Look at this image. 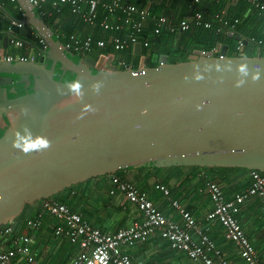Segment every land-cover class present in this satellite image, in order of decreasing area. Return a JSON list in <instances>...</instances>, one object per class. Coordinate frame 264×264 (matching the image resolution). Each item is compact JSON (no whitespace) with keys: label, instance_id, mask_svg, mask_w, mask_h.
<instances>
[{"label":"water","instance_id":"95a60500","mask_svg":"<svg viewBox=\"0 0 264 264\" xmlns=\"http://www.w3.org/2000/svg\"><path fill=\"white\" fill-rule=\"evenodd\" d=\"M17 2L24 18L0 5V51L21 36L36 46L34 32L48 49L38 61L0 62V227L16 229L26 204L128 167L264 172L260 49L229 56L219 43L214 55L170 63L162 54L159 65L147 59L138 68L118 69L104 56L77 63L30 0ZM76 83L79 94L71 89ZM25 128L50 147L28 153L13 147Z\"/></svg>","mask_w":264,"mask_h":264},{"label":"crops","instance_id":"0c3cea01","mask_svg":"<svg viewBox=\"0 0 264 264\" xmlns=\"http://www.w3.org/2000/svg\"><path fill=\"white\" fill-rule=\"evenodd\" d=\"M49 1H51V4L49 7H45V9L47 8L49 10L51 7L59 14L51 29L54 32V36L63 43H65L71 35H76L80 38H85L87 36H94L95 38L103 37L108 39V41L111 39L112 35L119 34L123 36L120 32H103L99 23L107 17V13L100 7L96 9L97 23L89 24L82 20L79 14L72 12L70 4L59 3L57 6V8H59L58 10L52 5L53 0ZM201 1L205 3L207 0ZM124 2H132L138 6L147 7L151 14L168 15L172 18L174 23H177L180 19L190 18V16L192 18L194 15L191 14V9H189L191 5H187L186 2L174 6L171 3L172 0H124ZM218 2L221 16L230 19L233 23H235L236 19L238 20L239 15L242 14L244 10H246L245 16L253 13L252 8L241 0H218ZM0 5L4 6L13 15L24 18L25 13L17 0H0ZM35 12L39 15L37 9H35ZM0 15H3L2 7H0ZM3 17L5 18V15ZM255 18L257 19L255 20ZM148 25L149 23L146 24L144 33L145 37L150 41V46L144 47L140 45L141 49L136 51L135 45H132L118 52L115 51L110 44L105 53L102 54L99 50L94 49L92 53L86 56L96 61L102 56L105 57V60L111 57L112 63L118 69L123 68L119 66V61L121 60L125 61L129 67L138 68L142 60L146 61L148 59L150 66H152V63L159 65L160 56L162 54H166L170 57L169 53L166 51L168 45H170L169 39L167 40L166 38L165 40L168 34H178L173 40L172 47L176 48L177 46L190 45L191 38L182 37L183 31L181 30H176L174 32L164 30L161 34L154 35L153 25H151L152 28L150 27L151 29L149 30ZM2 26L3 28L8 26L5 19L2 20ZM195 27L202 28V26H194V28ZM245 28L250 30L255 29L257 33L264 35L263 24H261L260 18L256 16H254V21L250 22ZM190 29L192 30L193 27ZM224 30L225 29H223L222 32ZM235 32L236 31L228 30L230 36L236 35V39H238L236 43L237 47L240 40L243 41L244 44V39L247 40L248 37L244 33ZM33 34L32 42H34V36L36 38V33L34 32ZM162 34L165 35L163 37V44H157L156 41ZM23 39L24 38L21 36L20 39H14L6 48L1 47L0 54L30 56L37 53L36 46L26 43ZM16 40L23 41V46H17L14 43ZM219 43L227 46V55H229V45L226 42L219 41L214 48L216 49ZM200 51L201 49H196L188 54L185 53V55L189 60L197 59L200 55ZM71 52L73 53L72 59L75 62L80 63L83 61L85 55L81 52ZM179 52L180 51L175 55H180ZM193 55H196V57ZM36 58L38 61L40 56ZM21 92L24 93L22 88ZM121 174L124 179L132 182L139 189L146 192L148 197L165 216L183 224L181 214L172 205V199L178 200L201 226H208L210 228L211 237L215 240L217 246L222 249L224 256L230 260L232 264H245L239 254L237 246L232 240L227 238L221 224L206 219L212 205L209 193L205 188L204 174H206L209 179L215 182L217 181L222 187L226 197L231 199L237 193L244 192L252 184L250 170H229L208 174L204 170L192 167L176 166L168 168H149V166H140L124 168ZM158 185L167 187L170 191V195H165L162 190L157 188ZM111 189V178L108 175L95 177L78 184L72 191L75 197H77V201H75L73 205V211L80 213L84 217L86 216L85 218H87L92 225L106 233H114L120 228L144 220L143 213L135 204L130 202L120 191L111 194ZM66 195L67 193L63 194L64 197ZM42 209L43 201L31 203L24 208L22 214L23 219L21 218L16 229L11 225L12 232L3 237V243H5L6 247H10L12 245V240L18 235L28 234L34 239L32 253L36 258L35 264H72V257L76 256L80 251L79 245L71 242L67 238L57 237L54 234L55 226L58 224L64 225V221L54 217L50 213L44 212L38 230L27 226L24 222L28 218L33 219L35 214L39 211H43ZM237 218L242 229L253 244L258 259L264 264V202L261 197L251 196L246 200ZM122 250L124 253L129 254L132 260L137 264H195L184 251L172 248L170 242L161 237L158 233L150 236L144 241H138L132 247H123ZM16 264H26V261L23 257H20Z\"/></svg>","mask_w":264,"mask_h":264},{"label":"built area","instance_id":"2783aa9c","mask_svg":"<svg viewBox=\"0 0 264 264\" xmlns=\"http://www.w3.org/2000/svg\"><path fill=\"white\" fill-rule=\"evenodd\" d=\"M47 0H30L34 8L39 10L40 17L47 15L44 7ZM218 1V0H213ZM254 6L259 14L264 16V0H242ZM201 0H192L191 3L198 4ZM59 3H68L75 14H79L85 22L89 24L97 23V8H102L107 13V17L100 21L99 25L103 32L121 35H112L111 39L94 36L80 38L71 35L64 43L70 51L81 52L89 55L94 49L100 53H105L111 44L115 51H122L129 46L140 44L150 46V41L145 37V26L147 23L153 24V34L159 35L164 30L174 32L176 30L187 31L192 26L212 27V23L204 21L203 12L198 10L191 19H180L174 23L168 15L151 14L147 7L138 6L135 3L124 0H53L52 5L57 8ZM87 6V8H86ZM89 7V9H88ZM59 10V8H57ZM222 23L216 28L221 33L223 28L231 29L238 21L233 23L230 19L217 14ZM21 26V24H19ZM35 38V36H34ZM38 49L37 53L30 56L0 54V62L17 61H37L38 56H43L48 49L45 40L36 34ZM17 46H23V41L16 40ZM258 43H262L259 40ZM243 47V41H239L237 50ZM215 48L209 51L201 50V55L215 54ZM220 57L223 55L220 54ZM119 66L124 69L129 67L125 61H119ZM103 69V65L101 67ZM111 178V194L116 191L122 192L125 197L135 204L143 213L144 220L120 228L114 233H106L91 224L83 215L70 209V207L58 200L48 199L43 201V211L38 213L36 219L29 220L28 226L36 229L41 225L44 212L50 213L54 217L64 221V225L58 224L54 228L57 237L67 238L80 247L76 256L72 257V264H137L123 247H132L138 241H144L150 236L158 233L168 240L171 247L184 251L195 264H232L228 260L221 248L210 235L208 226H201L193 215L176 199H172V205L178 210L183 219V224L165 216L148 197L147 193L139 189L132 182L124 180L117 175H108ZM205 188L209 193L212 208L208 212V221L219 222L223 227L228 239L237 246L239 254L245 264H262L258 259L256 250L250 242L248 236L239 224L237 215L240 213L242 205L251 196H259L264 202V172L251 170L252 184L241 193H237L233 198L228 199L219 183L209 179L206 174ZM165 195H170V191L164 185H158ZM12 232L11 225L0 228V264H16L20 257H23L26 264H35L36 258L32 253L34 239L28 234L18 235L12 240V245L6 247L3 237Z\"/></svg>","mask_w":264,"mask_h":264},{"label":"trees","instance_id":"16d2710c","mask_svg":"<svg viewBox=\"0 0 264 264\" xmlns=\"http://www.w3.org/2000/svg\"><path fill=\"white\" fill-rule=\"evenodd\" d=\"M182 2H186L187 5H189V4L191 5L189 7V9H191L192 15L198 10L202 11L203 15H204V21L211 22L212 27L205 28L202 26V28H198V27L194 28V25H193L192 30L190 29L188 31H183V33H182V35H183L182 37H184V38L190 37L191 38L190 39V45L189 46L188 45L177 46L176 48L172 47V44H173V40L176 38V35H178V34L177 33H172V34H168V35L166 34L167 36L165 37V40H166V38H167V40L169 39V43H170V45H168L167 50H166L170 55V57H169L170 63H177V62H183V61L189 60L188 57L185 55V53L188 54L189 52L196 50V49H201V50H206V51L212 50L216 46L217 42H219V41L226 42L229 45V55L230 56H239V55L240 56H255L258 54L259 49L261 50V53L264 55V35L257 33L255 31V29L250 30V29L245 28V26H248V24L250 22L254 21V16L260 18L261 24H263V27H264V16L260 15L259 12L254 8V6L248 4L246 1H243L252 8L254 14L252 13V14H249L248 16H245L246 10H244V12H243L244 14L242 13L239 15L238 22L232 28L233 31H236L237 33H244L248 37L247 43H244L243 47L241 49L237 50L236 43L238 42V39H236L235 34L232 36L229 35L228 30H231V29L224 27L223 29H225L224 30L225 32L224 31L222 33L216 32V28L218 26L222 25L220 18L217 17V14H220V12H219L220 6H219L218 1L207 0L205 3L201 1L198 4H193V3H191L192 0H172L171 3L174 6V5H178V4H183ZM50 4H51V1L47 0V2L44 4V7H47V6L49 7ZM38 14L41 15L39 10H38ZM58 16H59L58 12H56L55 9L50 7V9L48 10V14L43 16V17L46 20V22L49 24V26L52 27ZM190 18H191V16H190ZM190 18H188V19H190ZM256 19L257 18H255V20ZM151 25H153V24L149 23L148 30L152 28ZM193 30H195V31H193ZM160 36L161 37H159L156 41L157 44H163V41H164L163 37L165 35L162 34ZM259 40L262 41V43H258ZM34 42L36 45L38 44L37 40L35 38H34ZM178 51H180L179 52L180 55H175L176 53H178ZM151 65L156 66L157 64L152 63ZM0 136H1V132H0ZM153 165H154V162L151 163L149 168H153ZM128 168H130V167H128ZM192 168H195V169L198 168V169L204 170L208 174H212L213 172L217 173L220 171L223 172V171H229V170H246L245 168H228V167H192ZM121 171H122V169L116 173H113V174L124 179L122 177ZM124 180H126V179H124ZM77 186L78 185L66 188L65 190H63L59 194H56L49 199L58 200L64 204L68 205L70 207V209L73 210V205H74L75 201H77V197H75V195L73 194L72 191ZM65 193H67V195L64 197L63 194H65ZM46 200H48V199H46ZM41 201H44V200H41ZM28 205L29 204H26L24 208H26ZM38 213L35 214L33 219L37 218ZM22 214H23V212H22ZM21 218L23 219L22 215H21ZM33 219L28 218L24 222L28 226V221L33 220ZM2 227H4V226H2ZM2 227H0V228H2ZM38 229L39 228H36L35 230H38Z\"/></svg>","mask_w":264,"mask_h":264},{"label":"clouds","instance_id":"9594fccd","mask_svg":"<svg viewBox=\"0 0 264 264\" xmlns=\"http://www.w3.org/2000/svg\"><path fill=\"white\" fill-rule=\"evenodd\" d=\"M36 49H38V44L36 45ZM240 71L245 75L247 74V69L244 66L240 68ZM258 78H259L258 75L253 77V79H258ZM99 87H100L99 84L93 85V89L96 91L99 90ZM80 88L81 85L79 83L71 85V89L75 91L77 94L80 93ZM24 132L28 134L26 136H21L20 132L15 133L16 139L13 141V147L20 149L24 153H28L34 150L39 151L41 149H47L50 147V142L47 139L43 137H36L35 139H33L31 132L27 128L24 129Z\"/></svg>","mask_w":264,"mask_h":264},{"label":"rangeland","instance_id":"374dc122","mask_svg":"<svg viewBox=\"0 0 264 264\" xmlns=\"http://www.w3.org/2000/svg\"><path fill=\"white\" fill-rule=\"evenodd\" d=\"M194 56V55H193ZM194 57H196V55L194 56ZM97 71V70H96ZM3 134V133H2Z\"/></svg>","mask_w":264,"mask_h":264}]
</instances>
